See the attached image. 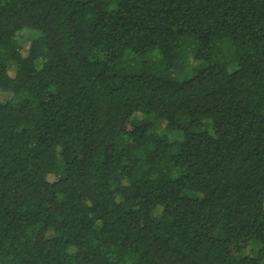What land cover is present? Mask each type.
Listing matches in <instances>:
<instances>
[{
    "label": "trees",
    "instance_id": "trees-1",
    "mask_svg": "<svg viewBox=\"0 0 264 264\" xmlns=\"http://www.w3.org/2000/svg\"><path fill=\"white\" fill-rule=\"evenodd\" d=\"M1 90L0 264H264V0H0Z\"/></svg>",
    "mask_w": 264,
    "mask_h": 264
},
{
    "label": "rangeland",
    "instance_id": "rangeland-1",
    "mask_svg": "<svg viewBox=\"0 0 264 264\" xmlns=\"http://www.w3.org/2000/svg\"><path fill=\"white\" fill-rule=\"evenodd\" d=\"M31 43V38H30V34L28 32H24L20 38V45L22 47V53L23 55L27 54L28 48L30 46ZM15 71V68L13 67L11 69V74H13V72ZM12 98V94L9 92H5V91H0V101L1 102H7ZM139 118V116H138ZM164 125L162 124V127ZM171 136H173L174 138L179 139V136L174 135V134H170Z\"/></svg>",
    "mask_w": 264,
    "mask_h": 264
}]
</instances>
